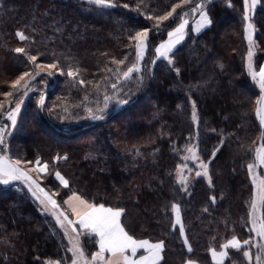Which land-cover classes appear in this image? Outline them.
<instances>
[{
	"label": "trees",
	"instance_id": "16d2710c",
	"mask_svg": "<svg viewBox=\"0 0 264 264\" xmlns=\"http://www.w3.org/2000/svg\"><path fill=\"white\" fill-rule=\"evenodd\" d=\"M118 2L131 7L99 11V6H89L87 0H0V94L9 91L10 84L5 81L10 82L31 66L22 54L11 51L19 44L25 46L15 35L18 28H24L26 34L33 27L37 29L33 55L40 51L45 63L58 59L65 69L69 63L78 66L80 77L89 82L79 85L66 71L55 84L52 78L47 79L48 85L41 91L47 94L44 106L39 104V90L34 91L8 139V151L16 159L34 162L39 156L48 161L49 172L41 184L54 190L59 201L71 190H78L96 202L125 208L122 222L138 239L165 241L160 264H184L187 259L216 264L209 248L220 250L233 228L241 239L247 238L246 202L252 184L245 164L250 154L238 144L247 145L259 135L255 109L260 91L246 68L248 39L244 26L248 21L243 17V0H231L234 7H229L227 0H215L209 5L213 24L199 33L192 24L198 13L189 16L188 35L174 49L175 67L166 59L151 63L155 46L175 25L166 22L161 31H150L143 84L137 85L135 77L122 83L121 87H127L128 102L104 119L93 120L84 115L87 100L98 101L104 87L110 90L116 82L110 79L105 85L102 76L111 73L104 68L112 65L102 54L117 59L127 55L129 62L134 60V48L126 47L127 30L151 29L153 25L135 10L137 0ZM174 2L144 0L155 14H162ZM199 2L192 0V6ZM251 18L257 42L255 64H264V0ZM65 57H72L74 62ZM96 81L101 85L99 92L94 87ZM4 99L0 95V100ZM192 100L196 101L199 123L192 119ZM221 130L235 132L240 140L236 136L226 139L211 160L212 185L201 176L192 181L188 191L178 187L168 174L180 162L172 151L173 141L180 147L192 142L190 135L196 140L198 132L199 154L208 161ZM57 155L59 161L53 159ZM56 169L69 180L68 188L55 178ZM15 186L14 182L0 183V237L15 245L0 242V264H43L46 258L63 255L64 248L58 244L62 232L55 220L40 211L26 185L23 190ZM213 195L215 203L210 200ZM172 200L182 205L192 252L183 244L178 229L170 228L174 214L170 209L165 214L164 207ZM51 228L58 229L55 236ZM82 242L89 252L98 247L94 238L82 236ZM229 253L224 264H247L239 250L229 247Z\"/></svg>",
	"mask_w": 264,
	"mask_h": 264
},
{
	"label": "snow or ice",
	"instance_id": "6c2138e0",
	"mask_svg": "<svg viewBox=\"0 0 264 264\" xmlns=\"http://www.w3.org/2000/svg\"><path fill=\"white\" fill-rule=\"evenodd\" d=\"M215 3V0H200L194 7L192 0H176L170 5V8L162 14H155L154 11L144 4V0H137L134 8L137 12L143 13L147 20L152 21L153 25L149 27L130 28L127 30L129 35L127 39L129 44L126 47L134 48L135 59L128 61V56L117 59L115 56H108L107 53L102 55L107 57L112 67L105 66L104 71L111 73L109 77H103L105 85L108 80L115 79L117 82H127L135 77L137 85H142L145 79V66L141 63L145 57L146 50L149 46L150 31H161L165 28V24H174L170 30H167V38L160 40L159 44L154 48V58L151 63L155 64L157 58H164L169 65L175 67V52L177 45L185 39L189 32V16L198 13L196 20L195 31L201 32L202 29L213 24V20L209 14V5ZM229 7H234L231 0H227ZM260 0H243V17L248 22L245 24V34L248 39L247 51V70L251 75L252 80L258 85L260 95L256 97L255 113L259 119V135L251 143L245 145L243 142L238 144V147L244 153L250 154V159L246 162V171L250 177L252 184V193L250 199L246 202L248 235L246 239H241L233 228L231 236L220 245V250L216 247L209 248L211 258L216 264H224V258L230 255L229 247L239 250L245 258L247 264H264V64H254V41L253 32L255 30L252 23L251 13ZM89 6H99L97 10L102 11L118 6L124 8L131 7L128 4L120 5L118 0H87ZM59 31V29H57ZM36 28H31V33L26 34L24 28H18L15 35L20 41L25 42V46H17L11 51L17 54H22L26 61L30 62L31 66L27 70L22 71L10 82L5 81V84H10L9 91L3 92L5 99L0 100V113L6 117L10 124H0V183L5 185L15 183L18 189H22L23 185L27 186V190L31 196L38 201L40 211L50 212L55 219V223L59 225V230L62 234L58 239V244L64 248V255L58 258H46L43 264H160L163 259L165 250V241L158 239L153 241L148 238L138 239L132 234L125 224L122 222V215L125 213V208L113 206L109 203L96 202L94 199H89L86 194H81V191L71 190V194L66 199L58 201L57 193L54 190L46 189L41 180L44 179V174L49 172V163L37 156L35 161L27 159H16L8 151L9 145L6 142V132L17 128V116L20 112L22 100L13 101L14 93H22L27 95L31 88L36 83V78L42 73L46 76H51L53 70L57 72H65L69 77L77 80L79 85H86L89 82L81 78L79 73L81 69L73 67L71 63L67 68L60 67V61L53 59L51 63H45L43 60L44 53L36 51L33 55L31 46L35 43ZM195 42V41H194ZM55 57V52L52 53ZM41 57L38 61L37 57ZM66 60L73 61L72 57H65ZM74 62V61H73ZM221 67L223 65L221 64ZM258 67V70H257ZM98 71H100L98 69ZM179 73L180 69L175 68ZM94 87L97 92L100 91L101 85L99 81L94 82ZM124 95L122 89L117 83L111 85L109 90L104 87L103 103L97 102V107H85L86 116L93 120H102L107 114L109 104L115 101L117 104H126L128 101L122 99ZM44 94L39 98V104L44 106ZM15 104L12 107V104ZM7 105V107H6ZM55 105H53V108ZM49 113L52 109H48ZM65 111H67L65 109ZM192 119L199 123L197 116L196 101L192 100ZM242 125H238L241 127ZM212 131H216L213 129ZM198 132L197 139L193 140L189 136L191 143H185L180 147L175 146L173 141L172 151L180 157V162L177 163L174 169L168 174L173 177V181L178 187L184 191H188L194 179L192 176L195 171L196 177H205L209 185H212V174L209 168L211 160L216 157L217 153L222 150L226 139H232L236 136L235 132L225 133L220 132V140L216 147L212 150L209 160L205 161L199 154ZM239 141L240 137L236 136ZM155 151V150H154ZM139 155V153L137 152ZM67 158V153L64 159ZM59 161L61 157L57 155L53 158ZM192 165L190 167L189 165ZM55 178L65 188L69 186V180L58 170L54 171ZM163 184V181H160ZM212 203H215L216 196L210 197ZM62 204L64 206H62ZM174 214V218L170 222V228L178 229L183 244L187 246L189 252L193 251V245L189 241L187 228L182 216V205L175 200L169 201L164 207L165 214ZM205 212L208 208L203 209ZM243 220V218H242ZM225 225L228 221H224ZM58 229L51 228L53 236L56 235ZM81 236H87L89 239L94 238L95 244L98 245L95 251L89 255L82 246ZM64 238H66V243ZM0 242L15 247L10 239L0 237ZM255 248V255H253ZM143 250L142 254H138V250ZM70 253L69 257L67 254ZM107 253V255H106ZM184 264H198L195 259H187ZM235 264V262H233Z\"/></svg>",
	"mask_w": 264,
	"mask_h": 264
},
{
	"label": "rangeland",
	"instance_id": "374dc122",
	"mask_svg": "<svg viewBox=\"0 0 264 264\" xmlns=\"http://www.w3.org/2000/svg\"><path fill=\"white\" fill-rule=\"evenodd\" d=\"M257 7V6H256ZM256 7L253 9V11H252V13H251V16L253 15V13H254V11L256 10ZM199 15V14H198ZM198 19V16H197V18L196 19H192L193 20V22H192V24H193V28H194V31H195V27H196V20ZM255 34H256V31L254 30V32H253V41H254V55H253V62H254V64H255V60H254V58H255V54H256V48H257V42H256V40H255ZM247 37V36H246ZM19 39V38H18ZM20 42H22V41H20ZM18 46H24V45H22V44H19ZM146 53H147V50H146ZM146 53H145V57H146ZM145 57H144V59H143V61L141 62L143 65H144V61H145ZM159 59H164V58H159ZM246 64H247V55H246ZM246 68H247V66H246ZM257 70H258V68H257ZM248 71V70H247ZM249 73V72H248ZM61 72H57V71H55V69L53 70V74L51 75V76H47V78L44 76L45 74H41L40 76H38L37 78H36V83H35V85L31 88V90L28 92V94L27 95H23L22 93H17V95L14 97L13 96V101H16V100H22V102H21V108H20V112L18 113V116H17V123H18V120H19V115H20V113H21V111H22V109H23V107H24V105H25V103H26V101L28 100V98L32 95V93L34 92V91H38L39 90V94H38V96L37 97H39L40 96V94H41V91L44 89V87H46L48 84H47V79H48V81H49V79H51L52 78V80H53V84H55L57 81H58V78L59 77H61ZM249 75H250V73H249ZM250 77H251V75H250ZM115 83H117L118 84V87L119 88H121L122 89V92L124 93V95H122L121 96V98L122 99H125V100H127L128 101V98H129V96H128V94H127V87L126 86H123V87H121V85H122V83H124V82H115ZM112 85V84H111ZM257 87H258V85H257ZM110 88H111V86H110ZM258 89H259V87H258ZM260 91V90H259ZM45 95V94H44ZM47 95V94H46ZM104 95V94H103ZM103 95H102V97L98 100L99 102H100V104H102L103 103ZM47 98V97H46ZM147 100V99H146ZM98 101H95V100H93V99H91V100H87V106H85V107H92L93 109H95L96 107H97V102ZM145 101V100H144ZM45 102H46V99H45ZM44 102V103H45ZM88 104H92L93 106H91V105H88ZM12 107H14L15 106V104L13 103L12 105H11ZM122 106V104H117L114 100L113 101H111L110 102V104H109V109L107 110V114L106 115H108V114H110L111 112H113L115 109H118V108H120ZM6 107H7V105H6ZM85 107H84V109H85ZM84 115H86V112H85V110H84ZM105 115V116H106ZM126 117L128 116V114H126L125 115ZM0 124H10V121L6 118V117H4L3 116V114L2 113H0ZM13 130L14 129H11V131H9V132H6V142L8 143V139L10 138V136L12 135V132H13ZM190 167H192V165L190 164L189 165ZM192 176L194 177V179L196 178V176H195V171H193V173H192ZM250 178V177H249ZM57 179V178H56ZM193 179V180H194ZM58 180V179H57ZM42 181V180H41ZM59 182V181H58ZM22 183V182H21ZM24 186H23V184H22V188H23ZM253 187V186H252ZM46 189H48V190H51V188L49 189L48 187H45ZM56 199H57V196H56ZM58 200V199H57ZM59 201V200H58ZM63 206V205H62ZM43 214H46V215H50L53 219H54V217L52 216V214L50 213V212H42ZM55 220V219H54ZM58 227H59V225H57ZM61 232H62V230H61ZM64 240H65V243H66V238H64ZM81 242H82V236H81ZM82 246L84 247V245H83V242H82ZM231 247V246H230ZM85 248V247H84ZM85 251H86V253H88L89 255L91 254V252H89V251H87V249H85ZM217 251H219V250H217ZM63 255H64V252H63ZM69 257L71 256V254L70 253H68L67 254ZM253 255H255V248H253ZM226 258V257H225ZM224 258V259H225Z\"/></svg>",
	"mask_w": 264,
	"mask_h": 264
},
{
	"label": "crops",
	"instance_id": "0c3cea01",
	"mask_svg": "<svg viewBox=\"0 0 264 264\" xmlns=\"http://www.w3.org/2000/svg\"><path fill=\"white\" fill-rule=\"evenodd\" d=\"M258 4H259V3H258ZM258 4H257V5H258ZM257 5H256V6H257ZM142 253H143V250H142V249H141V250H138V254H142ZM106 255H107V253H106ZM160 262H161V261H160Z\"/></svg>",
	"mask_w": 264,
	"mask_h": 264
},
{
	"label": "water",
	"instance_id": "95a60500",
	"mask_svg": "<svg viewBox=\"0 0 264 264\" xmlns=\"http://www.w3.org/2000/svg\"><path fill=\"white\" fill-rule=\"evenodd\" d=\"M44 97H45V99H46L47 95L45 94ZM45 99H44V102H45Z\"/></svg>",
	"mask_w": 264,
	"mask_h": 264
}]
</instances>
